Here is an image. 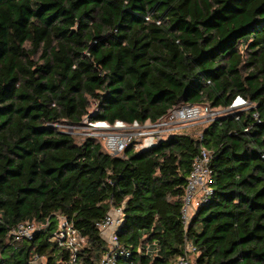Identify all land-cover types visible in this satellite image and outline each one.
Masks as SVG:
<instances>
[{
	"label": "trees",
	"instance_id": "16d2710c",
	"mask_svg": "<svg viewBox=\"0 0 264 264\" xmlns=\"http://www.w3.org/2000/svg\"><path fill=\"white\" fill-rule=\"evenodd\" d=\"M249 107L109 155L54 126L155 121L182 104ZM94 105L93 111L89 108ZM207 200L184 227L194 156ZM120 207L118 264H264V0H0V264H98L97 223ZM59 217L85 244L52 239ZM39 224L29 237L10 230Z\"/></svg>",
	"mask_w": 264,
	"mask_h": 264
},
{
	"label": "built area",
	"instance_id": "2783aa9c",
	"mask_svg": "<svg viewBox=\"0 0 264 264\" xmlns=\"http://www.w3.org/2000/svg\"><path fill=\"white\" fill-rule=\"evenodd\" d=\"M248 107V101L238 95L227 107L212 108L208 104L198 105L192 103L174 105L155 121L149 119L144 122L115 120L114 123H110L106 120H90L84 117L79 124L55 122L54 126L71 135L79 134L81 138H93L102 145L104 151L109 155L122 156V152L127 145L133 146L134 149L150 147L168 138L172 133L186 128L193 122H210L227 114L238 118L240 112ZM199 137L201 138L202 135ZM210 159L211 152L201 146L192 160L191 170L187 176L182 197L183 205L180 210V219L184 227L189 223L191 213L200 203L207 200L211 192L209 185L212 172L209 165ZM121 219V208L112 207L108 214L97 223L100 236L107 244V249L102 254L98 264H118L119 257L126 258L130 256L128 249L120 245L116 236V230L122 222ZM58 223V229L53 235L54 240L62 241L65 239L67 240V246L75 250L76 247L67 237V234L70 233L77 234L73 225L63 217H59ZM38 228L35 223L24 221V223H19L12 228L10 234L16 239L25 238L29 237ZM193 251L194 246L186 243L184 254L176 257L175 264H193L191 257ZM32 257L29 264H46L44 257L38 255Z\"/></svg>",
	"mask_w": 264,
	"mask_h": 264
},
{
	"label": "rangeland",
	"instance_id": "374dc122",
	"mask_svg": "<svg viewBox=\"0 0 264 264\" xmlns=\"http://www.w3.org/2000/svg\"><path fill=\"white\" fill-rule=\"evenodd\" d=\"M92 106L89 108V111H93L94 109V105L91 104ZM236 111V110H233ZM207 124V122L202 123L200 121L197 122H193L190 125H188L186 128H183V131L186 133H190L191 135H196V136H200V132L201 130L205 127V125ZM77 137V139H82L81 135L79 134H73ZM36 224V223H35ZM36 227H41L39 224H36ZM68 239L72 242L73 246L76 248H79L81 246H83L85 244L84 239L80 238L77 236V234H67ZM54 239V238H52Z\"/></svg>",
	"mask_w": 264,
	"mask_h": 264
}]
</instances>
